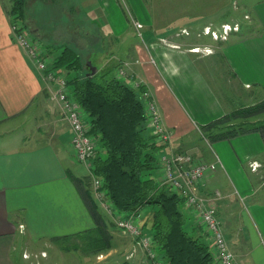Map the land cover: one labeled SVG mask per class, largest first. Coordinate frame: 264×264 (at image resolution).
Returning a JSON list of instances; mask_svg holds the SVG:
<instances>
[{"label":"crops","instance_id":"1","mask_svg":"<svg viewBox=\"0 0 264 264\" xmlns=\"http://www.w3.org/2000/svg\"><path fill=\"white\" fill-rule=\"evenodd\" d=\"M164 1L159 0L158 5L154 1L151 25H145L142 36L134 24L135 31L128 30L130 25L122 20L124 14L116 0L100 1L108 28L104 35L110 42L107 53L120 61L115 76L123 69L126 77L122 80L147 91L158 105L162 122L172 135L171 142L157 152L158 157L188 151L197 159L217 163V170L208 174L203 193L218 211L234 262L264 264V136L249 132L211 142L203 135L201 125L237 108H230L200 64L214 63L210 59L218 56L215 62L225 66L226 74L236 78L242 90H249L248 96L249 88L264 92V0L249 8L247 16H253L255 24L245 25L243 35L241 32L233 39L228 35L219 51L201 58L202 62L181 36L187 35L184 29L200 28L208 0L172 1L166 18L170 23L163 28V14L159 16L158 9ZM8 10L0 0V264H48L52 256L56 264H101L105 257L103 264H148L136 240L124 243L115 237V231L121 230L113 228L111 217L101 206L105 221L98 230L72 178L81 169L78 166L74 171L73 167L72 159L78 160L70 123L59 102L50 96L56 85L45 80L36 60L16 42ZM147 14L145 19L150 21ZM157 19H161L162 28ZM26 21L27 25L34 22L29 16ZM170 25L175 26L171 34L166 31ZM131 31L138 33L136 39L128 36ZM31 32L38 40L43 38L41 28L35 26ZM108 64L98 71H106ZM30 121L34 127L25 130ZM253 165H257L255 170ZM217 191L220 197L215 199ZM144 211L142 217L152 209ZM184 211L188 230L195 236L205 235L196 214L187 206ZM203 238L209 241L207 234Z\"/></svg>","mask_w":264,"mask_h":264},{"label":"trees","instance_id":"2","mask_svg":"<svg viewBox=\"0 0 264 264\" xmlns=\"http://www.w3.org/2000/svg\"><path fill=\"white\" fill-rule=\"evenodd\" d=\"M29 1L11 0L8 14L12 24L22 23L28 29ZM246 28L244 25L242 31ZM44 49L46 56L51 57L50 67L65 72L71 97L87 114L90 132L100 140L98 153L92 159V173L102 180V188L115 211L141 216L142 209L151 207V213L143 217L144 230L153 236L156 249L167 264H215L208 233L209 241L203 238L206 234L195 236L188 230L184 199L162 185L160 176L157 180L152 174L157 169L162 176L157 152L165 145L156 141L147 126L142 92L111 76L109 71L92 75L78 50L69 45L62 46L59 53L49 46ZM262 113L264 99L229 111L201 125V129L211 142L230 140L249 132L264 136ZM72 178L80 187L99 230L105 217L94 197L92 178L89 175Z\"/></svg>","mask_w":264,"mask_h":264},{"label":"rangeland","instance_id":"3","mask_svg":"<svg viewBox=\"0 0 264 264\" xmlns=\"http://www.w3.org/2000/svg\"><path fill=\"white\" fill-rule=\"evenodd\" d=\"M3 1L7 7H11V0ZM100 1L101 0H30L28 2L27 17L29 16V18H31L34 22L29 21L28 27H30L29 29L31 31L35 26L42 29L43 38L40 39V41L42 42L44 48H48L47 46H49L50 49L56 48L55 52L59 53L62 46L69 45L78 50V52L82 55L81 58L84 62L91 61L92 64L98 68H101L102 65L109 63L105 70L109 71L111 76H114L117 70V63H120V61L119 58H112V56L107 53L110 42L108 43V40L104 35V31L107 32L108 28L105 25V20L103 19L101 13L102 4ZM103 1L108 2V0ZM116 1L122 13L124 14L122 20L125 19L130 25L128 30L135 31L132 26V24H134L135 29H137L141 36L142 29H144L145 25H151V16H153V10L156 7L154 3L158 1L157 5L160 4L159 0H134V2L139 6V9L135 10L132 0ZM172 1H180L181 3L185 2V0H165V3L161 2L162 5L161 8L158 9V14L159 16L163 14V20L161 21L163 28H165V25L170 23V21L166 18H168V14L170 12L169 6L171 5L170 3ZM194 1L198 2L200 0ZM255 1L257 0H208L209 7L206 12L208 17H205L206 13H204L205 15L202 16V19H199V27L203 28L204 26L211 23L210 27L213 30L217 31L218 33H222V24L224 23L230 24L232 27L237 26L239 27L238 30L240 29L239 31L232 30L229 32V38L233 39L239 33L243 32L242 28L244 25L251 26L255 24L254 17L247 16L251 4ZM112 8H115L114 2ZM146 13H149L150 21L145 19ZM149 15L147 14V16ZM136 16L140 19L135 18ZM132 19L133 22L131 23ZM161 19H157V26L159 28H162V25L159 24L161 23ZM116 21L120 22L119 19ZM123 24L126 25L125 22H123ZM200 28L190 31V35L181 37L184 44H189L190 49L197 48V52L194 53L201 61V58H204L206 55H213V53L219 51L222 44L226 43L227 40L222 38L216 39L212 34H205L203 31L204 29L202 30V28ZM174 30L175 26L171 27L170 25L166 31L170 32L171 34V32ZM132 31L128 33V36L132 35L135 37L134 39H136V37H138V33ZM87 33H90V35ZM133 37L128 39L130 40ZM206 48L210 49V52H208L210 54H207L205 51ZM106 54L108 55L106 56ZM210 60H213L212 62L214 63L203 62L200 64L202 68L206 70L210 81L213 83L219 94L226 101V103L230 105V108H239L249 103L256 104L262 100L261 98L264 96V92L261 91V89L249 88L251 94L248 96L247 94L249 93V90H242L236 78H233L230 73L226 74L224 69L225 66L222 63L215 62L219 61L218 56H213ZM260 118H264V113L260 114ZM32 122L33 121H30L28 123L27 129H23L30 130L33 128L34 126ZM20 132H22V130ZM4 136H7V134ZM205 143V141H201L202 145H205ZM72 161L75 163L74 164L72 162L74 171L75 167L78 166L81 169L79 175L74 174L76 178L80 179L83 175L86 177L89 175L92 179H94L95 176L93 173L91 175L90 171L85 168L86 166L84 167V164L74 159H72ZM152 174L158 180L159 174L157 169H153ZM147 210L148 207L145 208L144 213ZM111 221L113 228L118 230L119 228L117 227L116 223L112 219ZM120 232L115 231V237H118L120 241L126 243L133 239L124 232ZM104 259L101 260V264H103V261H105ZM48 264H56L55 257L52 256L51 262ZM89 264L94 263L93 261H89Z\"/></svg>","mask_w":264,"mask_h":264},{"label":"built area","instance_id":"4","mask_svg":"<svg viewBox=\"0 0 264 264\" xmlns=\"http://www.w3.org/2000/svg\"><path fill=\"white\" fill-rule=\"evenodd\" d=\"M238 28L237 26L232 27L230 24H224L222 33H218L210 26H206L203 31L205 34H212L216 39H227L229 32L238 30ZM12 31L16 42L30 57L36 60L45 80L49 84L56 85V89H51V99L59 102L64 116L70 123L72 145L77 160L84 163L92 174V159L98 153L100 140L90 132L91 125L87 114L71 97L67 78L64 74L50 67L51 57L46 56L43 44L22 23L12 24ZM183 32L187 35L190 34L187 29H184ZM193 50L196 51L197 48ZM118 77L125 79L126 72L121 69ZM142 98L145 102L147 126L151 129L158 143L167 145L171 142L172 135L162 122L158 105L147 91L142 92ZM159 163L162 169V185H166L184 199L185 206L196 214L204 230L208 233L214 263L235 264L218 218V211L214 206L208 204L209 199L203 193L208 174L217 170V163L197 159L188 151L163 153L160 156ZM256 168L257 165H253V169ZM92 188L95 199L116 223L117 227L137 241L148 260V264H167L165 259L158 253L153 236L144 230L143 217L136 213L116 212L113 203L108 199L105 190L102 188L100 178L94 177L92 179ZM218 197H220V192L217 191L215 199ZM22 227L23 225H21Z\"/></svg>","mask_w":264,"mask_h":264},{"label":"water","instance_id":"5","mask_svg":"<svg viewBox=\"0 0 264 264\" xmlns=\"http://www.w3.org/2000/svg\"><path fill=\"white\" fill-rule=\"evenodd\" d=\"M87 65L91 69V74L92 75H95L98 72V67L94 66L91 61H88Z\"/></svg>","mask_w":264,"mask_h":264}]
</instances>
